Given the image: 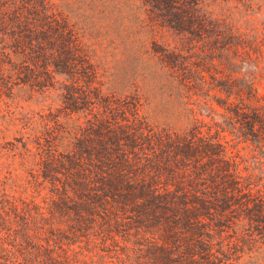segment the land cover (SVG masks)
Returning a JSON list of instances; mask_svg holds the SVG:
<instances>
[{"label":"trees","instance_id":"1","mask_svg":"<svg viewBox=\"0 0 264 264\" xmlns=\"http://www.w3.org/2000/svg\"><path fill=\"white\" fill-rule=\"evenodd\" d=\"M87 6L157 80L111 88L62 7L0 0V264H264V22L242 0Z\"/></svg>","mask_w":264,"mask_h":264},{"label":"rangeland","instance_id":"2","mask_svg":"<svg viewBox=\"0 0 264 264\" xmlns=\"http://www.w3.org/2000/svg\"><path fill=\"white\" fill-rule=\"evenodd\" d=\"M53 1L62 7L73 21L79 22L86 29L87 34L90 35L95 44L99 56L104 58L108 67L111 68L110 73L115 74L109 82L111 88L122 91L128 82L127 78L134 75L138 76L137 85L140 87L141 92L151 94L150 89L155 85L153 81L156 82L157 80L153 78L157 73V69L153 67V62L147 61L146 58L144 59L140 56L134 58L133 51L128 48L129 45L123 42L121 29L118 27L121 21L117 15L109 18L107 15L104 16L98 13L97 10L90 9L87 6L88 0ZM243 3H245V6L250 9L249 12L254 16L244 19L245 22L249 20L253 26L262 24L264 22V0H242ZM237 16L240 17V14H237ZM250 24L246 23V26L250 27ZM169 35L165 36V39L171 42ZM248 70L252 71V69ZM142 72L148 74L146 78L145 76L142 77ZM243 72H245V69L241 73ZM256 78L259 91L261 94H264L263 71L257 74ZM29 106L34 109L37 108V106L32 104Z\"/></svg>","mask_w":264,"mask_h":264}]
</instances>
